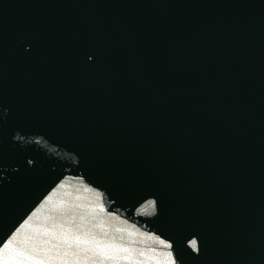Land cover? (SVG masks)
Instances as JSON below:
<instances>
[{"label":"water","instance_id":"95a60500","mask_svg":"<svg viewBox=\"0 0 264 264\" xmlns=\"http://www.w3.org/2000/svg\"><path fill=\"white\" fill-rule=\"evenodd\" d=\"M54 225L264 264V0H0V264Z\"/></svg>","mask_w":264,"mask_h":264},{"label":"snow or ice","instance_id":"6c2138e0","mask_svg":"<svg viewBox=\"0 0 264 264\" xmlns=\"http://www.w3.org/2000/svg\"><path fill=\"white\" fill-rule=\"evenodd\" d=\"M76 228L77 233H79L80 226L77 225ZM77 233L65 230L63 226H60L59 231H57L54 225L51 232L46 230L42 234L49 236L50 239H44L38 244L33 243L30 247L25 244L24 247L15 252L16 259L12 261V264H29V261L31 264H47L48 260L56 258L63 259L64 264H68V257H72L75 264H81V261L89 260H91V264H105V261H118L129 258L128 256H120V252L128 250L113 242L98 240L90 232ZM53 240L56 243H52L51 249L44 247ZM52 249L56 250L57 257L48 255Z\"/></svg>","mask_w":264,"mask_h":264}]
</instances>
